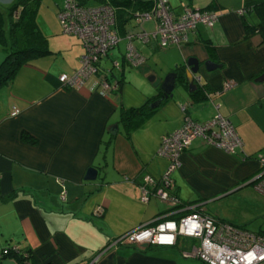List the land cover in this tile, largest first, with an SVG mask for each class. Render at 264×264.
<instances>
[{
	"label": "crops",
	"instance_id": "obj_1",
	"mask_svg": "<svg viewBox=\"0 0 264 264\" xmlns=\"http://www.w3.org/2000/svg\"><path fill=\"white\" fill-rule=\"evenodd\" d=\"M14 1L0 0L5 37V10ZM166 1L173 14L184 3L214 10L217 20L211 28L197 24L178 47L132 39L143 57L136 66L122 59L124 34L136 25L129 20L119 29L114 23L121 42L97 65L99 76L118 82L117 90L106 96L90 89L95 76L78 88L60 85L58 76L77 69L83 49L77 37L60 30L55 13L61 4L38 2L34 19L49 52L21 65L0 87V248L13 244L29 250L30 264H203L181 256L180 249L189 244L185 240L173 246L106 247L112 238L166 210L158 199L142 202L138 185L143 176L157 178L164 171L167 161L156 153L159 139L184 116L201 122L218 112L235 127L240 147L227 153L193 139L170 174L172 191L182 203L197 202L204 213L223 219L207 204L257 175L258 158L264 157V81H254L264 71V40L256 33L247 35L244 28L245 19L254 23L256 17L237 13L243 0ZM140 26L150 31L154 23L148 20ZM5 47L2 40L0 61ZM189 57L200 62L191 88L179 77ZM207 59L217 67L206 71L202 63ZM177 67L182 72L172 96L146 108L126 136L120 110L147 103L161 91L164 76ZM195 75L208 96L197 91ZM226 81L233 84L224 88ZM12 107L18 109L15 115H10ZM113 124L116 131L110 134L107 128ZM91 166L96 178L84 180ZM0 264L18 263L4 258Z\"/></svg>",
	"mask_w": 264,
	"mask_h": 264
},
{
	"label": "built area",
	"instance_id": "obj_2",
	"mask_svg": "<svg viewBox=\"0 0 264 264\" xmlns=\"http://www.w3.org/2000/svg\"><path fill=\"white\" fill-rule=\"evenodd\" d=\"M149 12L135 14L137 29L124 34L126 41L123 63L136 66L143 57L132 44V39L146 43L155 39L158 47L181 46L188 40V34L197 24L211 28L217 20V13L211 9H192L180 3V12L173 14L166 0H151ZM243 12L237 10L238 14ZM56 19L64 34L77 37L82 46L78 67L71 74H60L58 81L63 87H80L90 77L95 76L90 89L100 96L116 91L117 80H108L98 75L97 65L114 48L120 36L114 28V12L108 4L88 6L78 0H62L57 9ZM151 20L152 30H144L140 24ZM116 65V63H115ZM196 83L200 76H195ZM233 84L224 82V88ZM18 109L12 107L10 115ZM199 138L227 153H234L240 147V139L235 127L218 112L205 121H194L188 116L169 133L162 135L156 150L157 155L167 161L164 171L157 177H142L139 199L146 202L151 198L165 203L166 210L157 214L151 221L117 235L106 247L118 245L150 244L173 246L178 240L189 241L183 245L180 254L200 260L203 264H264V234L252 232L231 224L223 219L204 213L199 203H182L172 191L171 172L179 165L180 153L188 148L193 139ZM258 177L252 182L253 188L264 197V157L259 156ZM60 197H64L61 190ZM99 210V209H97ZM100 212V210H99ZM179 213L176 218L172 214ZM184 241V242H185Z\"/></svg>",
	"mask_w": 264,
	"mask_h": 264
},
{
	"label": "trees",
	"instance_id": "obj_3",
	"mask_svg": "<svg viewBox=\"0 0 264 264\" xmlns=\"http://www.w3.org/2000/svg\"><path fill=\"white\" fill-rule=\"evenodd\" d=\"M39 1L40 0H15L6 7V10L4 8L9 18L6 37L2 34L0 16V42L3 40V43L6 45L3 58L0 61V87L6 85L12 79L21 65L49 52L45 38L37 30L34 19ZM78 1L80 4H86L87 0ZM95 1L97 4L104 3L112 7L114 12V23H116L119 29H122L127 21L135 20V14L149 12L152 5L151 0ZM240 9L243 10L240 15H243L245 12H251L256 17V22L254 23L244 18L245 33L247 35L256 33L264 40V0H243ZM175 71L177 74L178 71L179 73L182 72L178 67ZM180 75V79H184L183 74L181 73ZM197 86H199L197 91H202L204 95L208 96L204 84L198 82ZM163 99L165 98L162 92L158 91L154 96L149 98L147 103H143L138 107L120 110L119 121L123 133L127 136L129 132L140 123L141 114L145 112L146 108L153 107L151 104H157ZM4 258L14 259L18 264H30L31 253L29 250H21L11 244L0 248V260Z\"/></svg>",
	"mask_w": 264,
	"mask_h": 264
},
{
	"label": "rangeland",
	"instance_id": "obj_4",
	"mask_svg": "<svg viewBox=\"0 0 264 264\" xmlns=\"http://www.w3.org/2000/svg\"><path fill=\"white\" fill-rule=\"evenodd\" d=\"M50 1L53 4L57 2V5L62 2V0ZM95 3V0L86 1L88 6L95 5ZM134 25H136L135 22ZM143 26H146V22ZM207 205L214 214L225 221L240 228L264 234V197L253 188L252 184L241 185L239 189Z\"/></svg>",
	"mask_w": 264,
	"mask_h": 264
},
{
	"label": "water",
	"instance_id": "obj_5",
	"mask_svg": "<svg viewBox=\"0 0 264 264\" xmlns=\"http://www.w3.org/2000/svg\"><path fill=\"white\" fill-rule=\"evenodd\" d=\"M199 64H200L199 60H197L195 57H189L186 61L187 69L183 71V77H184L185 82L188 84L189 88L192 87L191 85L192 76L197 72L199 68ZM202 64L206 71H211L217 67V65H215V63H213L209 59L204 60ZM177 78H178V74L176 71L169 72L164 76L162 83L160 85V89H161V92L164 98L172 96V91L174 87L176 86L175 81ZM254 81L263 82L264 81V71L260 73L256 78H254ZM107 131L110 134L111 133L114 134L116 131V124L110 125L107 128ZM96 173H97V170L95 167H92V166L88 167L83 178L84 180H94L96 178ZM257 177L258 175H255L253 178L245 182L243 185L252 184V182L255 179H257Z\"/></svg>",
	"mask_w": 264,
	"mask_h": 264
}]
</instances>
